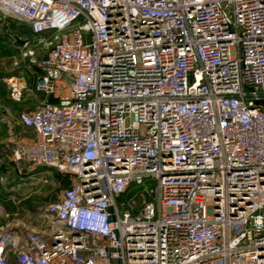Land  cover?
<instances>
[{
  "label": "built area",
  "instance_id": "2783aa9c",
  "mask_svg": "<svg viewBox=\"0 0 264 264\" xmlns=\"http://www.w3.org/2000/svg\"><path fill=\"white\" fill-rule=\"evenodd\" d=\"M29 25L5 83L70 172L48 235L0 227V264H264V0H0ZM67 95L57 94L60 83ZM121 197V198H120Z\"/></svg>",
  "mask_w": 264,
  "mask_h": 264
},
{
  "label": "rangeland",
  "instance_id": "374dc122",
  "mask_svg": "<svg viewBox=\"0 0 264 264\" xmlns=\"http://www.w3.org/2000/svg\"><path fill=\"white\" fill-rule=\"evenodd\" d=\"M29 31L28 24L15 18L0 19V75L23 76L26 83L31 86L38 69L27 62L19 66L14 65L9 59L16 51L12 34L27 36L30 34ZM57 94L60 97L67 95L65 83L58 85ZM44 99L54 101L55 97L45 96ZM23 100L27 102V99ZM23 135L30 137L29 132ZM6 165L9 169L1 181L6 190L1 192L0 189V227L8 225L13 230L27 227L37 229L45 236L48 235L51 221L47 216V205L57 199L75 177L70 172L59 171L49 166L26 165L19 170L14 161L8 160Z\"/></svg>",
  "mask_w": 264,
  "mask_h": 264
},
{
  "label": "crops",
  "instance_id": "0c3cea01",
  "mask_svg": "<svg viewBox=\"0 0 264 264\" xmlns=\"http://www.w3.org/2000/svg\"><path fill=\"white\" fill-rule=\"evenodd\" d=\"M5 75H0V189L1 192L6 190L2 186V180L6 177V172L9 167L6 163L12 161L11 149L14 144L28 142L33 137V132L30 128H25L17 123L16 116L19 111L32 110L34 106L45 96L39 92L27 93L21 102H13L8 95V89L5 83ZM29 132L30 137L23 134ZM4 190V191H3ZM2 201H4L1 198Z\"/></svg>",
  "mask_w": 264,
  "mask_h": 264
},
{
  "label": "water",
  "instance_id": "95a60500",
  "mask_svg": "<svg viewBox=\"0 0 264 264\" xmlns=\"http://www.w3.org/2000/svg\"><path fill=\"white\" fill-rule=\"evenodd\" d=\"M12 37L14 39V45L18 46L23 44L24 39L20 38L18 35L12 34Z\"/></svg>",
  "mask_w": 264,
  "mask_h": 264
},
{
  "label": "trees",
  "instance_id": "16d2710c",
  "mask_svg": "<svg viewBox=\"0 0 264 264\" xmlns=\"http://www.w3.org/2000/svg\"><path fill=\"white\" fill-rule=\"evenodd\" d=\"M30 32V31H29ZM121 198V197H120Z\"/></svg>",
  "mask_w": 264,
  "mask_h": 264
}]
</instances>
